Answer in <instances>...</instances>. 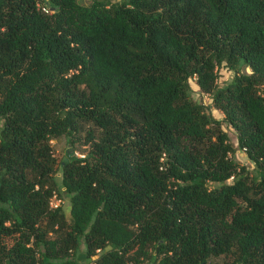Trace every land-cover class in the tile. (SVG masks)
Masks as SVG:
<instances>
[{
  "label": "trees",
  "instance_id": "obj_1",
  "mask_svg": "<svg viewBox=\"0 0 264 264\" xmlns=\"http://www.w3.org/2000/svg\"><path fill=\"white\" fill-rule=\"evenodd\" d=\"M82 1L0 0V264H264V0Z\"/></svg>",
  "mask_w": 264,
  "mask_h": 264
},
{
  "label": "rangeland",
  "instance_id": "obj_2",
  "mask_svg": "<svg viewBox=\"0 0 264 264\" xmlns=\"http://www.w3.org/2000/svg\"><path fill=\"white\" fill-rule=\"evenodd\" d=\"M108 2H114L115 0H105ZM83 3H88L87 1H82ZM246 72H249L248 68H244ZM217 84L219 86L224 85L225 83L229 82L232 77L234 76V71L232 69H230L229 67H227L225 64H221L217 67ZM189 84L191 86V96L194 100H196L197 102H200L202 104H204L205 106H207V108H209L212 116H214L217 119H220V124H221V128L227 133L228 138L230 143L233 146V152L231 153V157L238 161L241 164H245L248 168H252L253 164L250 162V160L247 158V156L245 155L244 151L240 148H238L237 146V139H236V132L235 130L228 125L225 121L222 120L223 118V113L213 107L212 103H211V98L209 97V95L205 92H202L198 85L195 82L194 78H190L189 79ZM2 119L0 118V125H1ZM51 150H52V154L55 158L56 161V165L58 164L59 160L62 159L65 154H66V149L68 147H70V142L68 141L67 137L61 135L59 137L53 138L51 141ZM72 147L75 150V154L77 156H81L82 152L85 149V146L81 143L80 140H74ZM58 169L57 172V178H59V171L60 169L58 168V165L56 166ZM61 203L60 205L62 206V209L64 210V212L66 214H68V209H69V201L68 198L64 195H62V197L60 198ZM2 241L5 244H9L11 242V237L10 236H6L2 238ZM84 250V244L83 242L81 243L79 249L76 252V256H78L79 259V263L80 264H85L86 261L82 256Z\"/></svg>",
  "mask_w": 264,
  "mask_h": 264
},
{
  "label": "built area",
  "instance_id": "obj_3",
  "mask_svg": "<svg viewBox=\"0 0 264 264\" xmlns=\"http://www.w3.org/2000/svg\"><path fill=\"white\" fill-rule=\"evenodd\" d=\"M60 203H61V200L59 198H57L55 194H53L52 197L50 198L49 206L50 207H56Z\"/></svg>",
  "mask_w": 264,
  "mask_h": 264
}]
</instances>
